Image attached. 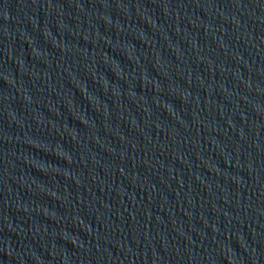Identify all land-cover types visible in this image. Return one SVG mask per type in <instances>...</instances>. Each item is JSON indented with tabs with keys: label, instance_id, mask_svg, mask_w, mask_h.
Instances as JSON below:
<instances>
[{
	"label": "water",
	"instance_id": "obj_1",
	"mask_svg": "<svg viewBox=\"0 0 264 264\" xmlns=\"http://www.w3.org/2000/svg\"><path fill=\"white\" fill-rule=\"evenodd\" d=\"M0 264H264V0H0Z\"/></svg>",
	"mask_w": 264,
	"mask_h": 264
}]
</instances>
